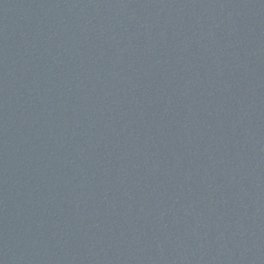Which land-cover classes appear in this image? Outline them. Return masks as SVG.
<instances>
[{
    "label": "water",
    "instance_id": "1",
    "mask_svg": "<svg viewBox=\"0 0 264 264\" xmlns=\"http://www.w3.org/2000/svg\"><path fill=\"white\" fill-rule=\"evenodd\" d=\"M207 0H0V264H208Z\"/></svg>",
    "mask_w": 264,
    "mask_h": 264
}]
</instances>
